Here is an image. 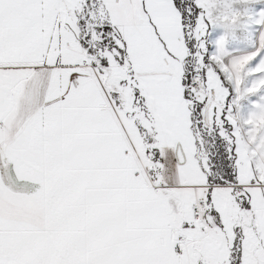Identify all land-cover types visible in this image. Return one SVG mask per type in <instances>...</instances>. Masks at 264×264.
Returning a JSON list of instances; mask_svg holds the SVG:
<instances>
[{
    "label": "snow or ice",
    "instance_id": "snow-or-ice-1",
    "mask_svg": "<svg viewBox=\"0 0 264 264\" xmlns=\"http://www.w3.org/2000/svg\"><path fill=\"white\" fill-rule=\"evenodd\" d=\"M0 264H264V0H0Z\"/></svg>",
    "mask_w": 264,
    "mask_h": 264
}]
</instances>
